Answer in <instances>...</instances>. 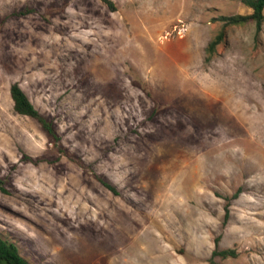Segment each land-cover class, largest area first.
<instances>
[{
    "label": "rangeland",
    "instance_id": "obj_1",
    "mask_svg": "<svg viewBox=\"0 0 264 264\" xmlns=\"http://www.w3.org/2000/svg\"><path fill=\"white\" fill-rule=\"evenodd\" d=\"M111 2L0 0V234L32 264H264V23Z\"/></svg>",
    "mask_w": 264,
    "mask_h": 264
},
{
    "label": "trees",
    "instance_id": "obj_2",
    "mask_svg": "<svg viewBox=\"0 0 264 264\" xmlns=\"http://www.w3.org/2000/svg\"><path fill=\"white\" fill-rule=\"evenodd\" d=\"M108 4H112L111 0H104ZM247 6L252 9L250 14H236V15H224L221 16V20L225 24H241L254 20L257 24L258 31L261 30L264 23V0H242ZM225 37V31L223 30L218 36L212 40L208 46V49L212 52L216 50L217 45ZM11 96L14 102V109L17 113L30 116L38 120L43 128L53 136L55 143L57 144L60 137L53 126L52 122L47 119L35 106L32 100L29 98L27 93L21 87L18 82H14L11 85ZM103 183L112 191L116 192V188L111 183L103 181ZM229 206H226L225 221L229 218ZM214 255H219L223 258L235 256L236 253L233 249H222L216 248L213 252ZM0 264H32L20 250V246L16 241L5 238L0 234Z\"/></svg>",
    "mask_w": 264,
    "mask_h": 264
}]
</instances>
